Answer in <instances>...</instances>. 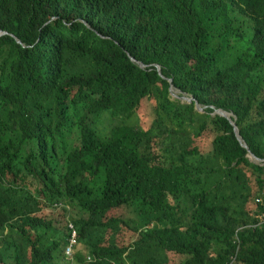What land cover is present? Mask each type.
<instances>
[{"label": "trees", "instance_id": "1", "mask_svg": "<svg viewBox=\"0 0 264 264\" xmlns=\"http://www.w3.org/2000/svg\"><path fill=\"white\" fill-rule=\"evenodd\" d=\"M0 31V264H264V166L212 115L264 159V0H0Z\"/></svg>", "mask_w": 264, "mask_h": 264}, {"label": "water", "instance_id": "2", "mask_svg": "<svg viewBox=\"0 0 264 264\" xmlns=\"http://www.w3.org/2000/svg\"><path fill=\"white\" fill-rule=\"evenodd\" d=\"M6 33H3L0 31V38L2 36H5ZM18 43H21L20 40H17ZM132 59L138 63H140V65L142 67H146L147 65L139 60H137L135 57L132 56ZM157 67H158V70L160 71V73L164 76V74L162 73V66L160 64H157ZM171 83H172V87H171V95L173 96V99L175 100H182L184 103H192L194 102V98L189 96V95H186V94H183L181 90H178L175 88L174 84H173V80L171 79ZM195 106H196V110L198 112H204V107H201L199 105L198 102H195ZM214 108V107H212ZM212 115H219L221 117H224L226 119H228L230 121V123L232 124V126L234 127V132H235V135L237 137V140L240 142L241 146L244 147L245 149H247L248 151V155L247 157L249 158V160L251 162H254V163H260L262 161V159L256 157L249 149L248 145L246 144V142L243 140L241 134H240V131L236 125V117L232 114V113H229V112H226V111H223V110H220V109H215L214 110V113Z\"/></svg>", "mask_w": 264, "mask_h": 264}, {"label": "rangeland", "instance_id": "3", "mask_svg": "<svg viewBox=\"0 0 264 264\" xmlns=\"http://www.w3.org/2000/svg\"><path fill=\"white\" fill-rule=\"evenodd\" d=\"M152 110H153V102L151 100L146 101L145 105H144V116L147 118L148 124L151 123L152 121ZM141 120V118H140ZM110 124V118H106V124L105 125H109ZM211 139H212V135L211 134H207L206 135V142L204 143V145L202 144V148L204 150H207L208 152L210 151L211 148ZM111 214H115V215H125V210L124 209H116V210H112L110 212ZM63 225L66 223L65 220H67L66 216L63 215V217L61 218ZM137 238L136 234H134L133 232H130L128 229L123 228V230L120 232V234L118 235V242L121 245H126L129 243H132L135 241V239ZM169 258V262L170 264H182L185 257L181 256L179 254H174V253H169L168 255Z\"/></svg>", "mask_w": 264, "mask_h": 264}, {"label": "built area", "instance_id": "4", "mask_svg": "<svg viewBox=\"0 0 264 264\" xmlns=\"http://www.w3.org/2000/svg\"><path fill=\"white\" fill-rule=\"evenodd\" d=\"M256 164L264 166V159L260 163H256ZM255 202L257 204H263L264 205V188H263L261 194L256 198ZM60 206L62 208L64 205L60 204ZM262 222H264V213L262 214ZM70 227L73 230V236H72L71 244L66 249L65 253H66L67 257L72 258L74 256V249H75V246L77 245V241H78V232H77V230H76V228H75V226L73 224H71ZM242 229L243 228H239L238 231H240ZM235 243L237 245V243H239V240L237 239L235 241ZM239 250H240V246L238 245L237 248H236V252L230 256L229 264H236Z\"/></svg>", "mask_w": 264, "mask_h": 264}, {"label": "clouds", "instance_id": "5", "mask_svg": "<svg viewBox=\"0 0 264 264\" xmlns=\"http://www.w3.org/2000/svg\"><path fill=\"white\" fill-rule=\"evenodd\" d=\"M256 164V163H255ZM61 204H63V203H61ZM64 205V204H63Z\"/></svg>", "mask_w": 264, "mask_h": 264}]
</instances>
